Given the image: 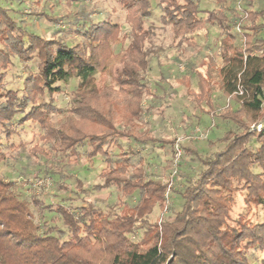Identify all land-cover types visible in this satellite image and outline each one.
Masks as SVG:
<instances>
[{
	"label": "trees",
	"instance_id": "16d2710c",
	"mask_svg": "<svg viewBox=\"0 0 264 264\" xmlns=\"http://www.w3.org/2000/svg\"><path fill=\"white\" fill-rule=\"evenodd\" d=\"M116 3L125 12L128 36L118 23L96 22L85 13L68 24L80 39L72 45L27 36L22 22L0 6V264H250L245 250L264 253V224L242 215L230 228L228 220L239 190L246 191L248 211L264 207V0H214L212 10H202L200 0ZM152 3L176 47L193 46L210 27L220 30L217 79L216 63L208 57L205 72L189 63L192 72L176 80L186 84L198 124L214 112L225 126L207 149L182 143L184 161L172 192L179 210L172 207L160 226L152 217L167 205L168 182L165 172L150 173L147 156L167 145L174 154L176 139H158L144 129L148 118L166 113L172 97L152 73L157 64L165 80L164 48L155 26L146 23ZM240 37L246 41L242 48L236 45ZM125 40L120 63L112 67L114 47ZM14 59L35 65L19 76L18 85L10 76ZM73 80L76 89L67 101L66 86ZM240 90L243 95H235ZM229 96L236 103L217 109ZM64 111L66 122L57 128L55 116ZM257 124L262 129L252 131ZM32 125L44 134L26 142V126ZM82 145L88 146L85 154ZM82 157L102 159L101 182L84 190L76 180L78 191L70 198L66 180ZM43 178L56 184L54 193L29 195L25 183ZM106 189L112 192L103 204L82 197Z\"/></svg>",
	"mask_w": 264,
	"mask_h": 264
},
{
	"label": "rangeland",
	"instance_id": "374dc122",
	"mask_svg": "<svg viewBox=\"0 0 264 264\" xmlns=\"http://www.w3.org/2000/svg\"><path fill=\"white\" fill-rule=\"evenodd\" d=\"M0 6L8 10L9 15L12 18L22 22L21 26H23L25 29L27 36L29 34H33L35 36H43L46 38L55 37L57 39L66 41L67 44L70 45H72V42H79L80 39L79 37L72 36V34L69 33L68 24L75 18L82 20L85 13H88V16L96 22L107 19L111 22L118 23L122 26L124 36H128L130 32L129 26L125 20V12L116 3V0H86L82 3L72 5H68L66 0H0ZM215 7L216 5L214 0H200V8L202 10H212ZM161 14V10L156 8V6L153 4L151 18L146 20V23L149 21L155 26L154 30L158 34L157 43H159L164 48L160 57L163 66L167 68L165 80L161 79V74L158 73L159 68L157 67V64L154 65L152 73L155 79L161 80V84L167 87L169 85V89L167 91L169 94L171 91H176L177 93L173 95L174 100H172L171 108L167 109V113L164 115L157 114L154 117L148 118V125L145 126L144 129H149L151 131V135L155 138L169 140L172 139V136L175 134L176 136L174 139L177 140L192 136L194 130L199 127L202 130L208 131V138L203 141L185 140L184 143L187 144L189 141L194 143L201 142L200 144L205 146L207 149L208 142L210 140L217 141L224 135L225 126L222 124V122L217 120L214 112L212 113V115H214L213 117H211V115L209 116L205 114L201 116V124H198L195 116L199 113L197 110H195L194 105L190 102V99H187L186 87L183 84L177 82L176 79L181 78L182 75L192 72L187 67V64L189 63L195 64V69L198 71L205 72V70L208 69V57L214 59L216 63L215 68L212 70V74L213 77L217 79L218 69L222 67V63L218 57V45L221 39V32L217 27H210L207 31L200 32L199 35L195 37V43L193 46L183 44L181 47L178 46V48L172 45L173 33L171 28L162 25L159 22ZM55 19H59V21L56 22ZM241 42H246L245 38L243 39V37H240V39L236 41L238 48H242ZM126 46L127 40L124 42H119L114 47L116 58L112 60V67L119 65L120 56L124 54ZM243 48H245V46ZM175 57H180L182 62L175 61ZM14 64L15 69H13L10 74V76L12 75L11 81L14 84L19 82V76L26 74L30 69H35V65L33 63L28 64V66H22L21 62H19L17 59H14ZM180 67L183 68L180 69ZM197 83V77L193 76L191 81L192 87L196 89ZM75 89L76 81H70L66 86L65 92L67 101H70ZM235 103L236 102H232V100L230 102L227 97H223L221 101L216 104V107L218 109L226 106L227 104L233 105ZM66 114H68L67 111H64L55 116L54 122L57 128H60L61 122H66ZM184 126H186V128H184ZM26 130L28 134L23 137V140L26 142H35L42 134H44V132H41V130L34 125L31 127L26 126ZM79 150L82 154H85L88 150V146L82 145L80 146ZM171 150V145L165 146L164 149L156 147L155 151L147 156L148 163H150L148 164V170L150 173L152 172L157 175H163L165 172L164 176L162 177L163 180L167 182L170 179V175L172 173L171 168L173 162V153H171ZM144 154H148V151L145 150ZM169 160L171 162H169ZM168 163L170 164V167L165 171L163 168ZM103 167V161L99 157L95 158L92 162L87 161L86 158L82 157L78 167H73L72 170H70V180H66L69 191L71 192L69 195L70 198L76 197V195L73 193L78 191L76 188V180L81 182L84 190H88L91 186L100 183L101 181L99 175ZM181 170L182 168L179 167V171L174 176V183L169 192L168 183L166 191V193L168 192V196L165 194L167 205L163 212H160L158 215L156 214L152 217V220L158 221V226L161 225V222L170 213L172 207H174L175 212L179 210V200H177V198H173L172 192L175 186L176 178L180 174ZM254 171L259 172V169L255 167ZM25 184L28 187L27 193L36 197H42L45 193L49 194L50 192H53V188L56 186L53 181L44 178L35 179L33 184L29 182H26ZM111 192L112 189H106L100 192L93 191L91 194H83L82 197L93 201L98 200L99 203L102 202L101 204H103L104 200L108 198ZM245 197L246 191L243 189L236 193L235 205L231 212L230 219L228 220V227H234L242 215H246L245 221L247 222L253 224H264V207H252V209L248 211L244 202ZM75 203L80 204L81 201H75ZM245 255L250 264H264V253L257 248L245 250Z\"/></svg>",
	"mask_w": 264,
	"mask_h": 264
},
{
	"label": "built area",
	"instance_id": "2783aa9c",
	"mask_svg": "<svg viewBox=\"0 0 264 264\" xmlns=\"http://www.w3.org/2000/svg\"><path fill=\"white\" fill-rule=\"evenodd\" d=\"M183 67H180V69H182ZM235 95L237 96H242L243 92L240 90L238 93L236 92ZM232 96L228 97V100L231 102ZM229 105V104H227ZM214 115L211 114V117H213ZM262 129V125L261 124H257L256 126L252 127V131L253 130H257L260 131ZM208 138V131L202 130L201 128L197 127L192 136L185 138V139H177L176 143L174 145V154H173V162H172V173L170 175V179L168 180L169 183V188H168V192L170 191V188L172 187L173 183H174V176L177 174V172L179 171V166L180 163L183 159V149H182V143L185 140H206ZM168 192L166 193L168 196Z\"/></svg>",
	"mask_w": 264,
	"mask_h": 264
},
{
	"label": "crops",
	"instance_id": "0c3cea01",
	"mask_svg": "<svg viewBox=\"0 0 264 264\" xmlns=\"http://www.w3.org/2000/svg\"><path fill=\"white\" fill-rule=\"evenodd\" d=\"M166 69H167V68H166ZM177 82H178V81H177ZM179 83H180V82H179ZM183 85H184V86L186 87V89L188 90L186 84H183ZM191 85H192V84H191ZM168 87H169V85H168ZM168 87L166 86L167 91H168V89H169ZM192 88H193L194 90L197 91V88H196V89H195L194 87H192ZM170 89H171V88H170ZM187 90H186V96L188 95V94H187ZM175 93H177V92H176V91H175V92H174V91H171L170 94L167 92L168 96H171V95H172V97H171V106H172V100H174V96H173V95H174ZM187 99H190V98H188V96H187ZM190 102H191V101H190ZM170 108H171V107H170ZM168 109H169V108H168ZM166 113H167V110H166ZM209 116H210V115H209ZM175 136H176V135L174 134V135L172 136L173 138H172V139H169V140H175V139H174ZM200 143H201V142H197V143H195V145H198V144H200ZM200 145H201V144H200Z\"/></svg>",
	"mask_w": 264,
	"mask_h": 264
}]
</instances>
